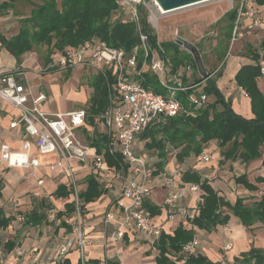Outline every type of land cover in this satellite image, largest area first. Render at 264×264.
<instances>
[{
	"label": "built area",
	"instance_id": "obj_1",
	"mask_svg": "<svg viewBox=\"0 0 264 264\" xmlns=\"http://www.w3.org/2000/svg\"><path fill=\"white\" fill-rule=\"evenodd\" d=\"M113 1L116 10L136 25L139 43L135 47L127 51L109 47L104 41L93 38L75 48H65L52 54L47 66H38L40 71L87 67L95 74L100 73L105 78L107 105L99 114L89 119L86 108L67 112L48 111L44 107L47 96L42 92L33 94L24 83V77L20 78L22 74L18 70H0V102L19 112V119L12 122L10 127L20 125L24 134L20 150H12L9 145L0 144V165L27 170L28 176L32 178H36L39 169L55 172L56 177L65 175L66 181L63 184L74 209L66 219L70 239L58 247V258L61 260L69 250H75L79 264L86 263L88 248L92 244L85 229L89 203H84L80 197L82 187L71 163L75 162L87 174H91L105 195L117 190L103 215L105 244L114 247L126 235H135L155 249L162 228L154 222L144 205L145 200L155 190H164L162 206L167 213L170 209L179 210L176 204L181 197L180 186L185 184H182L183 173L180 168L157 169L153 158L144 152L149 137L142 138V135L154 127L165 125L171 118L180 115L193 117L194 110L207 104V96L202 91H194L188 96L189 108H184L175 100L176 92L196 89L205 80L184 86L179 70L172 73L171 60L160 43L157 42L155 46L149 44L147 36L140 31L137 11L138 6L147 9L150 21L153 15L148 3L145 0ZM236 3L231 45L256 32H260L264 38V16L257 9L255 0H237ZM190 68L186 66V71ZM145 74L155 77L165 93H156L151 86L144 84ZM258 79L264 83V58L259 63ZM98 135L105 137L104 142L100 143V151L98 146L93 145ZM32 148L37 155L53 156L54 161L40 163L30 155ZM105 154L119 156V166L109 165ZM200 160L209 162L211 153L200 154ZM35 183L42 187L44 178L37 177ZM188 190L195 192L198 186L189 185ZM260 194L264 195V192ZM56 220L55 211L47 215L49 223ZM24 221V216L17 215L13 223ZM13 252L22 255L19 247L14 248ZM199 256H202L199 242L193 237L177 254L178 263L183 264L188 258ZM3 261L4 252L0 249V264Z\"/></svg>",
	"mask_w": 264,
	"mask_h": 264
},
{
	"label": "trees",
	"instance_id": "obj_2",
	"mask_svg": "<svg viewBox=\"0 0 264 264\" xmlns=\"http://www.w3.org/2000/svg\"><path fill=\"white\" fill-rule=\"evenodd\" d=\"M15 1L1 0L0 13L12 8ZM256 1L258 4H264V0ZM137 11L140 31L147 36L149 44L155 46L156 37L147 20L145 8L138 6ZM121 15L116 10L113 0H43L40 5H36L32 9L28 17L24 18L17 34L6 38L0 33V47L14 57L17 66L21 63V57L33 49L46 47L47 54L42 63L47 66L51 61L52 54L61 52L65 48H75L93 38L104 41L109 47L129 51L139 43L138 32L136 25L128 21L127 18L122 19ZM235 19L236 9L233 8L217 22L225 23L224 32L216 44V51L223 64ZM260 42L256 47L251 44L245 45L244 57L250 60V63L241 65L234 76L236 86L241 88L250 99V110L253 116L251 119H245L236 114L231 108L230 102L224 98L216 85L217 79L222 76V72L218 71L214 77L210 76L204 81V86L201 89L206 96H213L214 101L194 110L193 117L180 115L169 119L161 127H154L151 131L145 132L142 138L149 137L145 148L154 151L162 142L163 144L168 143L170 147L179 149L175 157L180 163L191 154L199 156L210 142H215L220 149L223 160L219 161V164L235 158L240 159L242 163H247L260 157L264 145V94L258 89L256 79L259 75V63L264 58V38ZM161 46L165 51L167 47L176 48L174 54L170 56L172 73L177 72L186 61L195 69L189 54L178 55L176 44L164 42L161 43ZM261 47L263 52L259 50ZM211 73L209 72L208 75ZM145 79L144 84L151 86L156 93L164 92L155 77L145 74ZM183 80L184 77H182ZM202 80V78L195 79L192 84H198ZM91 83L93 92L88 99V108H86L89 119L104 110L107 105L105 78L98 73L93 77ZM194 91L193 88L178 91L175 94V100L180 102L184 108H189L188 96ZM159 135L161 137L157 139ZM104 138V136L98 135L93 141V145L98 146V151L102 148L100 143L104 142ZM160 141L162 142L160 143ZM157 156L163 160L156 163L157 169L161 170L166 162L165 157L163 152ZM105 159L109 165L119 166V156L112 157L105 154ZM181 179L185 183L197 185L202 191L197 205V215L189 219L192 226L209 231L216 225L225 224L229 215L225 214L222 208H226L247 228L257 222L264 225V195H260L259 199L250 205L244 204L243 198H237L231 204L218 196L206 180L200 181V177L194 172H184ZM234 182L251 187L243 176L234 178ZM256 182H264V176L257 178ZM86 183L85 190L80 193L84 203H91L104 194L93 177H88ZM54 195L58 199L66 198L68 192L65 187L58 186ZM34 203L32 210L24 215L23 225L34 227L46 223L47 211L53 210L52 204L46 199L36 200ZM73 209L72 203H66L64 212L55 211L57 219H60L62 215L68 217ZM148 210L151 215H157L160 211L153 207H148ZM11 221L12 218L5 216L4 211L0 208V231L6 229ZM60 227L66 228V232L69 231L65 222L61 221ZM194 234V230L185 229L181 225L173 231L172 235L161 232L154 246L157 250L155 263L176 264V261L170 260L167 255L170 253L177 255L182 246L193 239ZM15 247V240H7L3 244L5 252H10ZM238 261L244 264H251V261H253L252 264H264V250L251 249ZM115 263L108 262V264ZM205 263L208 262L199 256L198 258H188L183 264ZM58 264H69V262L64 260Z\"/></svg>",
	"mask_w": 264,
	"mask_h": 264
},
{
	"label": "crops",
	"instance_id": "obj_3",
	"mask_svg": "<svg viewBox=\"0 0 264 264\" xmlns=\"http://www.w3.org/2000/svg\"><path fill=\"white\" fill-rule=\"evenodd\" d=\"M255 5L262 16H264V4H258L255 0ZM250 38L257 40L258 43L255 45L256 47L261 43L260 40L263 38V35L260 32H256ZM261 49L263 48H259L260 52H263ZM35 50L36 49H33L32 51L25 53L21 57L22 65L20 64L17 66L14 57L0 47V70H18L23 75L25 83L33 94L41 92L34 90L31 87V84L35 79L40 78L38 75V71H40L38 66L44 65L43 63H38V61H36ZM238 53L239 52H235L234 55L230 56L229 61L226 63L224 73H222V76L219 78L222 79V82L219 83V79H217L216 85L224 98L230 102L231 108L236 114L245 119H251L253 116L250 110V99L241 88L236 86L234 80V76L241 65L250 63V60L244 57L245 51L240 55ZM34 62L36 63V68H33V65H35ZM182 72L185 73V71L180 68L179 75H181V81L182 77H184V80L182 81L183 84L184 81L190 79L191 75L186 73L183 75ZM195 79L197 78L195 77ZM192 83H186L183 85H191ZM256 83L258 89L264 94V91L262 90V88H264V83L258 78L256 79ZM203 86L204 82L197 87L195 91H201ZM89 96L90 95L84 97V95L79 96L71 94L70 101L73 102L71 106L74 107L71 109L54 110L47 106L45 107V104L44 107L46 110L52 112H67L79 108H86L81 107V104H78V102L82 99L87 101ZM209 97L210 96H208V98ZM18 119L19 112L15 108L4 102H0V144H7L12 150H20L21 144L24 141L22 127L20 125H17L14 128L10 127V124L16 122ZM206 152L211 153V160L207 163L200 160V155L194 156L191 154L181 163L178 162L174 156L175 162L172 160L167 162L164 158L166 162L162 169L173 170L175 168H180L182 173L186 171L194 172V174H197L200 177V181L206 180L214 191L217 192L218 196L231 204H233L237 198H243V203L247 205H250L252 202L259 199L261 195L260 193L264 192V182L258 183L256 182V179L264 176V145L261 149L260 157L247 163H242L240 159L235 158L228 159L224 161L223 164H219L218 162L222 161L223 157L220 155V149L215 142H210L202 150L201 154ZM30 155L36 157L40 163H52L54 161L53 156L37 155L33 148L30 151ZM155 155L156 156L153 158L155 164L163 161L161 158H158L157 154ZM71 165L74 168L78 182L81 184L82 191H84L87 186L86 179L93 176L87 174L86 171L81 169L75 162H72ZM55 174L57 173L45 172L41 169L37 170L36 178H44V185L39 187L35 183L36 178L29 177L27 170L9 168L5 165H0V179L2 182V189L0 190V208L4 211L5 216L13 217L9 226L0 231V240H2V244L7 240H15L16 247H19L22 250L21 256L16 255L13 252V249L10 252H5L3 250L4 261L1 264H58L64 260H67L69 264H79L78 253L75 250H69L66 256L61 260L58 258V247L66 240L70 239L69 231L66 232V228L60 227L61 221L66 223V215H62L60 219H57L60 220V222L57 220L53 223L46 221V223L34 227L23 225V223L16 226L13 223L16 213L14 214L15 216H13V213L11 212L19 210L16 207L25 203L20 202L19 197H21V195L28 193L34 198L40 197V199H46L42 198V194H48L53 195L54 198H56L54 193L58 186L65 187L63 182L66 181V177L64 174H61L60 176L57 175L56 177ZM239 176L245 177L247 183L250 184L251 187L235 183L234 178ZM97 184L100 188L98 182ZM182 184L185 185L180 186L181 197L176 204L177 209L180 211L170 209L168 211L171 216L170 219H168L169 215L166 209L162 206L163 198L165 197L164 190H155L153 194L145 200V205H147L145 207L147 209L148 207H153L160 210L159 214L152 216L154 222L161 225L163 233L172 235L173 231L179 225L183 226L185 229L194 230V237L198 239L201 255L208 262L205 264H244L240 263L238 260H240L243 255L247 254L248 251L251 249L264 250V225L257 222L247 228L243 226L240 220L233 216L226 208H222V211L229 215V219L225 224L216 225L209 231L200 230L197 227L192 226L189 223V219H192L197 215V205L200 201L202 191L198 187L197 191L189 192L188 186L194 184L185 183L183 181ZM113 191L114 192L107 195H101L98 199L89 203L87 207L85 229L92 244L88 248L85 264H108V262H116L115 264H156L155 257L157 256V250L153 249L149 243L141 240L138 236L126 235L124 239L114 247L105 244L106 229L102 220L110 200L116 195L117 190ZM35 193H39V195H35ZM68 196L69 194L66 198H59V200H64V210L65 204L70 203ZM34 205L35 203L29 211L32 210ZM64 210L61 212H64ZM52 211L54 210L47 211V215ZM51 224L53 226L56 225L57 228L54 230L56 234L48 231V228L52 226ZM14 225L17 229L14 228L15 231L12 232L11 228H13ZM41 226L45 227L41 229ZM35 228H40L37 230L38 234L35 233ZM46 228L47 231L45 230ZM41 231L42 234L39 235ZM10 235H13L15 238H11ZM37 235H39L38 240L36 239ZM18 237H21V239L18 240ZM52 237L54 239H52ZM226 246L229 248L226 249ZM152 250H156V253ZM167 256L170 260L176 261V264H179L176 254L170 253ZM252 263L253 261H251V264Z\"/></svg>",
	"mask_w": 264,
	"mask_h": 264
},
{
	"label": "rangeland",
	"instance_id": "obj_4",
	"mask_svg": "<svg viewBox=\"0 0 264 264\" xmlns=\"http://www.w3.org/2000/svg\"><path fill=\"white\" fill-rule=\"evenodd\" d=\"M43 0H16L13 4L12 8L8 9L6 12L1 13L0 19V33L4 35L6 38H10L11 36L15 35L18 32V29L21 25V22L24 20L25 17H28L32 11V9L36 5H40ZM146 3L152 9V17L151 19L155 22L149 21V11L145 9L147 14V20L151 27L153 28L156 41L158 43L164 42H171L176 44V38L180 37L187 41L188 43L192 44L197 48L200 53L203 65L207 71V73L212 72L209 76L214 77L216 72L224 73L226 63L229 61L230 56L234 55L235 52H239L238 54H242L246 48V44H254L256 45L258 42L256 39H251L250 37L241 39L240 41L231 45L229 43V47L225 56V62L223 64L222 60L218 56V52L216 51V44L217 41L221 38L222 33L224 32V25L225 23H217L221 17L231 9L237 8V3L235 0H211L206 3H202L196 6L188 7L182 10H178L175 12H170L166 14H162L156 10L155 6L151 2V0H145ZM122 19H126V16L121 15ZM256 40V41H255ZM259 41V39H258ZM178 47V55L187 53L191 56L188 50H186L183 46ZM163 49L164 47L161 46ZM176 48L175 47H167L166 52L167 56L170 58L171 55L174 54ZM35 59L38 63H42L44 57L47 54L46 47L38 48L35 50ZM192 58V57H191ZM193 60V59H192ZM35 63V62H34ZM172 64V63H171ZM45 67L44 65H42ZM186 66H190V70L186 71ZM33 68H36V63L33 65ZM171 68V67H170ZM180 68L185 71L186 74H190V79L188 81H184L183 84L192 83L195 80V77L201 78L199 75L196 67L195 69L189 62H185ZM179 68V69H180ZM178 69V70H179ZM38 71V69H37ZM38 75L40 78L35 79L31 84V87L34 90L41 91L47 96V100L45 101V107H49L54 110H64V109H71L74 108L71 106L73 103L70 101L71 94L74 95H92L93 88L91 86V82L93 77L96 75L95 72L87 67H75L63 71H59L57 69H49L48 71H38ZM182 72V74H185ZM23 78V75L20 76ZM222 82V79H219V83ZM25 83V81H24ZM261 87V85H260ZM264 91V88H262ZM202 91V90H201ZM165 93V92H163ZM89 96V97H90ZM89 99V98H88ZM214 97L207 96V103L213 101ZM81 104V107L88 108V100L85 101L82 99L78 102ZM100 113V112H99ZM98 113V114H99ZM159 135L158 138H160ZM162 141H160L161 143ZM157 148V149H156ZM155 148V152L145 149V154L149 158H154L155 154H161L163 152L165 159L168 161L175 162V153L178 152L179 149H174L168 145V143H161L158 147ZM42 198H46L51 204L53 205L54 211H62L64 210V200H59L54 198L53 195H46L42 194ZM45 196V197H44ZM27 197V198H25ZM20 202H25L21 206H17L16 208L19 209L17 211H12L13 216L22 215L28 212L34 202L40 200V197L34 198L30 194L26 193L19 197ZM18 203V201H17ZM10 213V214H11ZM16 213V214H15ZM18 213V214H17ZM15 214V215H14ZM13 218V217H12ZM22 223H16L15 225H21ZM14 225L11 228V231L14 232L16 228ZM50 225V224H49ZM52 225V224H51ZM46 226V225H45ZM41 226L40 228L43 229ZM40 228H35L36 232ZM55 226H50L48 231L53 232L56 234L54 230H56ZM17 229V228H16ZM47 231V228L45 229ZM42 234V231L39 235ZM36 235V234H35ZM36 239L38 240V236ZM48 235V234H47ZM11 238L13 235H10ZM21 237H18L20 240ZM52 239H54L52 237ZM50 242V240H49ZM2 240H0V249L3 250ZM156 253V250H152Z\"/></svg>",
	"mask_w": 264,
	"mask_h": 264
},
{
	"label": "water",
	"instance_id": "obj_5",
	"mask_svg": "<svg viewBox=\"0 0 264 264\" xmlns=\"http://www.w3.org/2000/svg\"><path fill=\"white\" fill-rule=\"evenodd\" d=\"M152 1H154L161 10L171 11L174 9L185 7L187 5H192L195 3H199L203 1H211V0H152ZM175 43L178 44L179 46H183L186 50L189 51L199 75L201 76L202 79L207 80L209 78V75L203 65L200 53L197 50V48L180 37L176 38Z\"/></svg>",
	"mask_w": 264,
	"mask_h": 264
},
{
	"label": "bare ground",
	"instance_id": "obj_6",
	"mask_svg": "<svg viewBox=\"0 0 264 264\" xmlns=\"http://www.w3.org/2000/svg\"><path fill=\"white\" fill-rule=\"evenodd\" d=\"M151 2L153 3V5L155 6V8H156V10L157 11H159L160 13H162V14H166V13H170V12H175V11H178V10H182V9H185V8H188V7H192V6H196V5H199V4H202V3H206V2H209V1H203V2H199V3H195V4H192V5H187V6H185V7H181V8H179V9H174V10H171V11H163V10H161L158 6H157V4L154 2V1H152L151 0ZM151 22H155L154 20H150V23ZM156 23V22H155Z\"/></svg>",
	"mask_w": 264,
	"mask_h": 264
}]
</instances>
